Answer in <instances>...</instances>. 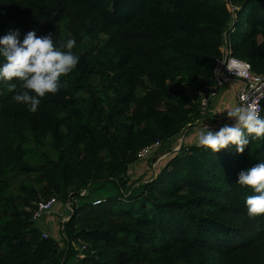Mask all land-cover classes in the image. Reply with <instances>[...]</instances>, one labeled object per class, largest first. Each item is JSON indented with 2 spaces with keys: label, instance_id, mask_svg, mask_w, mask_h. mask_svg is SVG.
Listing matches in <instances>:
<instances>
[{
  "label": "trees",
  "instance_id": "obj_1",
  "mask_svg": "<svg viewBox=\"0 0 264 264\" xmlns=\"http://www.w3.org/2000/svg\"><path fill=\"white\" fill-rule=\"evenodd\" d=\"M16 29L75 39L80 59L36 112L0 82V264H264V215L248 216L255 193L236 183L264 138L243 154L173 149L204 118L223 49L264 76V0H0V36ZM29 143L55 158L33 166ZM156 145L167 161L132 183ZM52 199L71 204L64 246L34 223Z\"/></svg>",
  "mask_w": 264,
  "mask_h": 264
},
{
  "label": "clouds",
  "instance_id": "obj_2",
  "mask_svg": "<svg viewBox=\"0 0 264 264\" xmlns=\"http://www.w3.org/2000/svg\"><path fill=\"white\" fill-rule=\"evenodd\" d=\"M75 45V39H68L58 47L51 33L38 36L35 30L21 39L19 29L10 30L0 36V82L8 84L17 104L36 112L41 99L56 94L62 87L61 78L78 65L80 58L72 51ZM231 63L242 62L233 59ZM226 113L230 122L218 131L206 125L195 130L200 147L218 153L232 145L238 154H243L251 139L264 138V116L258 103L240 104ZM236 183L255 193L245 200L248 216L264 215V162L240 171Z\"/></svg>",
  "mask_w": 264,
  "mask_h": 264
},
{
  "label": "rangeland",
  "instance_id": "obj_3",
  "mask_svg": "<svg viewBox=\"0 0 264 264\" xmlns=\"http://www.w3.org/2000/svg\"><path fill=\"white\" fill-rule=\"evenodd\" d=\"M58 28L61 30L63 36H67L68 33L65 30L64 25H59ZM104 40H107L106 37H103ZM228 91L230 94H235V90L233 88H225L222 90L224 93L225 91ZM230 98V97H229ZM235 98V99H234ZM234 98H230L226 104H222V96H219L217 100L213 102L214 106L212 107L214 113H208L207 117H204L202 119H199L195 121L191 126H189L180 136L179 140L174 146V151L178 152L181 148L185 146L190 145H198V137L196 135L195 130L198 128L203 127L204 125L208 126L213 131H218L221 127L224 126L228 122L226 119L227 113L221 111V107L228 111L231 110L235 105L231 103V100L236 101V95ZM31 149V152L29 153L27 157V161H29L33 166H42L46 163V159L44 156H41L40 153L45 152L50 157L55 158L54 151H51L47 148L43 149H37L35 148L33 143H29L27 145ZM42 151V152H39ZM165 151V150H164ZM163 149L160 148V145L152 148V150L142 159H139L138 163H136L134 166L130 168L128 177L131 179L132 183L135 182H142L145 181L152 176H156L159 171L161 170L162 166L167 161L169 155L164 156ZM154 160H157L154 161ZM34 177L35 176H31ZM28 181L27 175H19L13 179V189L11 193L15 194L16 190L18 189V186L21 185L24 182ZM33 182L36 184V181L33 180ZM72 213L71 207L68 208L64 203L58 201V206L55 207L52 212L46 216H44L41 220L34 222L36 224V227H38L42 231V235L49 237V238H55L58 241L62 242V236H61V229L60 226L62 223H65L70 217ZM46 237V238H47ZM62 246H64V243L62 242Z\"/></svg>",
  "mask_w": 264,
  "mask_h": 264
},
{
  "label": "built area",
  "instance_id": "obj_4",
  "mask_svg": "<svg viewBox=\"0 0 264 264\" xmlns=\"http://www.w3.org/2000/svg\"><path fill=\"white\" fill-rule=\"evenodd\" d=\"M233 59L239 60L232 57L230 48L226 47L223 49V59L219 62L218 68L216 70L217 90H214L209 96L202 100V115L204 117H207L208 113H214L212 109L214 106L213 102L217 100L220 91L225 88H233L235 90V106L247 103H258L262 115L264 104V76L253 74L251 65L242 60H239L242 63L238 65H232L231 62ZM223 106L221 107V111L226 112ZM151 150L152 148H149L141 152L139 159L144 158ZM57 206L58 201L56 199H52L47 203L39 204L38 209L34 213L33 219L35 221L41 220L44 216L50 214ZM66 206L70 208L71 204L67 203ZM46 237L47 236H45V238Z\"/></svg>",
  "mask_w": 264,
  "mask_h": 264
},
{
  "label": "crops",
  "instance_id": "obj_5",
  "mask_svg": "<svg viewBox=\"0 0 264 264\" xmlns=\"http://www.w3.org/2000/svg\"><path fill=\"white\" fill-rule=\"evenodd\" d=\"M222 90H224V89H222ZM222 90L220 91V96H222V101H223L222 104H226V102H228V101L230 100V98H231V99L234 98L235 94H230V93H228L227 90L223 93ZM218 95H219V94H218ZM229 97H230V98H229ZM234 99H235V98H234ZM224 100H225L226 102H225ZM231 103H232L233 105H235V104H236V101L231 100ZM227 123H229V121H228Z\"/></svg>",
  "mask_w": 264,
  "mask_h": 264
}]
</instances>
